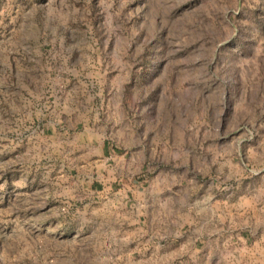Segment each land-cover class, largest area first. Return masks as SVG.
I'll return each mask as SVG.
<instances>
[{
	"label": "rangeland",
	"instance_id": "374dc122",
	"mask_svg": "<svg viewBox=\"0 0 264 264\" xmlns=\"http://www.w3.org/2000/svg\"><path fill=\"white\" fill-rule=\"evenodd\" d=\"M0 264H264V0H0Z\"/></svg>",
	"mask_w": 264,
	"mask_h": 264
},
{
	"label": "crops",
	"instance_id": "0c3cea01",
	"mask_svg": "<svg viewBox=\"0 0 264 264\" xmlns=\"http://www.w3.org/2000/svg\"><path fill=\"white\" fill-rule=\"evenodd\" d=\"M68 107L65 104L64 110L68 109ZM102 126H106L103 124ZM50 127H44L42 129V133L45 134L48 132ZM52 128V127H51ZM89 138V137H88ZM97 138L95 136H90L89 140H96ZM120 145H123L124 152L119 151ZM134 144L130 142V140L126 139L124 140L122 136H117V134L113 135L112 133L103 134V138L100 139L99 145H98V153L102 154L104 157L102 159V163L99 170H101L99 175L102 176V179L104 180L105 174L103 173L105 170L107 171V174H110L111 177L115 178V173L120 175L121 172H123V167L126 164L127 160L132 157L133 155V146ZM118 148V149H117ZM144 157V155H142ZM109 177L107 178H111ZM92 186H95L96 188L93 190V193L96 194L100 191H102L100 188L102 187L101 181H97L93 183ZM104 188V187H103ZM102 188V189H103ZM202 228L203 225H200ZM220 234V231L218 232V235ZM224 237V236H223Z\"/></svg>",
	"mask_w": 264,
	"mask_h": 264
}]
</instances>
